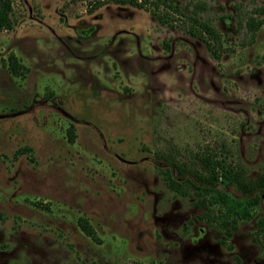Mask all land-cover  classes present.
Wrapping results in <instances>:
<instances>
[{"label":"rangeland","instance_id":"1","mask_svg":"<svg viewBox=\"0 0 264 264\" xmlns=\"http://www.w3.org/2000/svg\"><path fill=\"white\" fill-rule=\"evenodd\" d=\"M11 2L14 28L0 30V264H264V199L230 236L165 185L157 159L223 145L248 174L264 172V26L254 39L244 27L264 0L174 1L185 14L204 7L220 60L182 17L161 25L112 0ZM11 54L25 79L11 75Z\"/></svg>","mask_w":264,"mask_h":264},{"label":"trees","instance_id":"2","mask_svg":"<svg viewBox=\"0 0 264 264\" xmlns=\"http://www.w3.org/2000/svg\"><path fill=\"white\" fill-rule=\"evenodd\" d=\"M112 1L149 11L161 25L173 26L182 17L184 31L203 42L213 59L220 60L226 52L221 33L211 21L200 17L199 12L204 10L200 3L195 5L190 14H185L174 4L176 0ZM104 3L99 1L95 9ZM12 13L11 0H0V30H13ZM244 20L247 35L254 39L264 26V4L251 10ZM8 68L16 78L25 79L29 73V68L15 54L10 55ZM229 157L223 145L207 148L195 154L190 161H181L173 154H157V159L162 162L159 172L165 185L171 191L195 199L194 207L203 211V217L209 221L216 218L223 227L230 230L231 236L241 222L251 221L253 212L261 207L264 199V172L254 177L239 164H234ZM258 225L261 230L264 229V217Z\"/></svg>","mask_w":264,"mask_h":264}]
</instances>
